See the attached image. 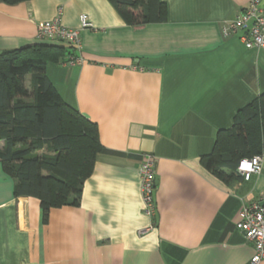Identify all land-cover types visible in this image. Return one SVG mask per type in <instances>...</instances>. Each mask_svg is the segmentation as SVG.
<instances>
[{
  "label": "crops",
  "instance_id": "1",
  "mask_svg": "<svg viewBox=\"0 0 264 264\" xmlns=\"http://www.w3.org/2000/svg\"><path fill=\"white\" fill-rule=\"evenodd\" d=\"M159 1L165 21L134 26L108 0L0 3V53L45 42L37 26L58 13L78 30L80 50L57 43L64 55L45 74L96 125L102 147L79 204L46 216L38 199L14 196L0 164V264H249L253 244L234 223L264 191V155L248 181L227 168L219 178L200 157L264 92V54L221 34L251 0ZM81 15L93 29H80ZM146 154L155 158L152 228L139 188Z\"/></svg>",
  "mask_w": 264,
  "mask_h": 264
},
{
  "label": "trees",
  "instance_id": "2",
  "mask_svg": "<svg viewBox=\"0 0 264 264\" xmlns=\"http://www.w3.org/2000/svg\"><path fill=\"white\" fill-rule=\"evenodd\" d=\"M108 1L131 26L166 19L159 0ZM64 51L57 42L45 41L0 53V164L13 179L14 196L38 199L43 216L51 208L79 204L83 183L102 151L96 125L66 104L45 74L46 65L56 63ZM260 155L264 92L237 111L230 129L218 132L200 164L220 178L223 168L235 171L239 160Z\"/></svg>",
  "mask_w": 264,
  "mask_h": 264
},
{
  "label": "built area",
  "instance_id": "3",
  "mask_svg": "<svg viewBox=\"0 0 264 264\" xmlns=\"http://www.w3.org/2000/svg\"><path fill=\"white\" fill-rule=\"evenodd\" d=\"M260 0H251L234 19L225 21L221 34L227 38L238 36L246 49H257L264 54V9L260 7ZM80 29H93L92 23L86 15L79 17ZM37 39L62 43L74 51L80 50V38L78 30L68 29L61 25L59 13L50 21L37 26ZM67 64L76 65L81 63L80 56H70ZM262 155L239 160L236 172L243 181H248L252 176L261 173ZM155 158L151 154L143 156V162L138 169L139 188L141 197L142 214L150 219L149 228L154 227L156 207L154 201ZM235 228L243 237L253 244L254 253L249 264H258L264 259V191L258 201L244 205L237 213Z\"/></svg>",
  "mask_w": 264,
  "mask_h": 264
},
{
  "label": "rangeland",
  "instance_id": "4",
  "mask_svg": "<svg viewBox=\"0 0 264 264\" xmlns=\"http://www.w3.org/2000/svg\"><path fill=\"white\" fill-rule=\"evenodd\" d=\"M27 79H29V76H27ZM2 145H3L2 142H0V147H2ZM41 152H42V153H46L45 148H43Z\"/></svg>",
  "mask_w": 264,
  "mask_h": 264
}]
</instances>
